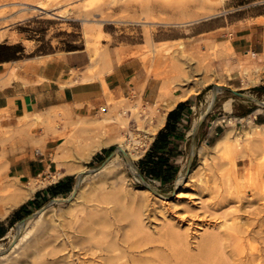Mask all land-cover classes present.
<instances>
[{"label":"rangeland","instance_id":"1","mask_svg":"<svg viewBox=\"0 0 264 264\" xmlns=\"http://www.w3.org/2000/svg\"><path fill=\"white\" fill-rule=\"evenodd\" d=\"M36 1L14 0L11 2H0V34L4 35L3 40L9 36L14 39L15 35L23 34L24 38L29 40L41 41L42 45L40 48L45 52L51 49L50 42L52 45H55L56 38L58 37L81 38L85 41L87 49L91 51L94 48L96 49L95 57H97L92 62V70L95 73L92 80H94L101 77L103 72V57L108 49V45L102 46V41L106 40L108 44L112 41L107 36L101 38L99 41L96 40V31L99 28L102 29L104 25L105 30L116 31L117 34L113 42L124 41L142 44L139 46V49H141L140 53L142 54H140V57L143 62L151 64V68L154 67L153 72L159 75L160 79H168L172 82V85H174V81L179 84L174 85L176 86L175 90H181L182 88L190 89L191 87L193 89L199 88V94L195 97V106L190 121L197 119L200 114L205 112L211 96L210 92L215 86L226 85L227 79L230 81V84L234 85H237V81H242L244 89L235 92H241L260 102H264V93L256 94L250 92L253 89V85H259L260 82L264 81V66H261L259 69L256 68L257 70L254 68L255 70L253 71L243 66L246 71L245 73L236 63L234 71L225 70V78L215 70L212 60L218 61L234 56L230 47L227 48L229 52H226L220 49V47L214 46L209 50L208 56H205L204 59L206 60L203 61V64L193 54L185 52L184 47L180 48L181 42L158 43L163 33H169L170 24H165L164 22H185V24H192L213 16L223 7L237 9V6H242L243 4L249 5L256 0H53L51 2V10L49 9L45 14H42L41 10L35 8ZM229 2L230 5L226 6ZM208 14V17L200 18ZM192 15H197V19L191 21L192 19L189 16ZM187 16L188 18H186ZM84 18L89 19L91 22L84 21ZM96 19H103L105 21L102 25H99L95 22L93 23V20ZM66 22L69 25H66ZM59 24L62 25L60 26ZM66 31H73L74 33L68 34ZM172 35L178 36V32H174ZM251 54L247 53L248 56ZM191 57H194V59ZM236 59L239 61L240 58ZM182 81L184 83H180ZM231 89L234 90L233 87ZM228 98L236 99L235 103L239 105V108L230 113L225 122H221L222 116L220 113H223L221 110L222 104ZM124 99L128 100L131 104L135 103L131 98ZM239 100L240 98L236 96L217 91L214 105L202 122L194 143H191V138L188 136L186 143L180 144L179 156L176 158L179 170L173 181L165 185H161L158 181L139 172L138 161L143 157V152L149 149L150 138L147 139L146 145L141 149L142 153L140 156L133 161L135 170H130L125 165L122 155L118 153L120 157L119 165L111 168L112 171L105 169L106 171L103 170L98 173L94 171L95 175L79 174L80 172L77 169L86 172L99 168L120 145L119 140H112L109 144L112 146V149L102 160H94L91 157L83 161L79 158L78 150L81 146L90 144L95 138L108 133V129L106 128L107 123L97 128H95L97 125L92 124L94 119L100 118L102 114H100L99 108L93 115L87 117L76 116L69 110L56 108L49 115L44 117L41 115L39 124L34 125L24 124L26 120V114H24L19 118L17 124L22 128H26L28 133L33 136H36L38 128H41L44 135L47 131H55L57 129V132L54 134V138H58L54 156L56 171L60 165L72 166V168L74 167V171L72 173L64 172V174L73 176V186L78 180L82 183L79 182L78 192L72 201H65L69 198L71 190L66 196L44 200L29 215L21 217L16 222L14 220V224L8 228L5 238L0 240L1 251L8 250V255L4 259H0V264H35L40 261L46 264L47 262L48 264H53L54 254V258L52 254H49L45 255L44 260L38 259L31 252L34 250L33 247L36 244H42L49 251L54 244L57 229L64 235L68 234L67 236L71 238L75 236L74 234L79 235L77 231L80 230V227L84 223L93 226V223L99 224L104 219L105 221L107 220V223L104 221L102 224L100 223V228H97L98 224L94 225L93 228L96 227V231L104 228L103 234L106 233V235H102V233L99 235L98 230L95 240L99 241V244L97 245V243L92 242L91 245L104 248L107 240L111 237L109 241L115 242L114 244L118 243V247L121 246L120 250L124 251L126 248L122 244L124 240L123 234L130 232L131 229L127 225L129 223V216L138 209L142 212L145 235L148 237L150 243L148 246L146 245V248H143L144 251L134 252L133 255L137 259L140 256V259L144 258V256L146 257L148 254L147 257H150V261L151 259L152 261L146 264L164 263H162V258L171 253L169 242L172 237L170 234H173L175 231L181 234L183 242L178 247L177 245L179 244H177L176 248L189 255H196L198 253L200 250L199 246H201L202 241L208 235L216 233L224 235L227 233V229L232 228V226L240 227L241 229L246 228L249 231L252 230L254 234L261 231L257 235L259 237L257 245H260L259 250L264 253V250H262L264 249L262 247L264 246V239H262L264 238V224L258 226V220H264V211H261L264 200H261L259 196H254L249 189L242 191L241 194L235 193L234 184L235 170L241 178L253 176L252 178L254 179L262 177V180H264V144L256 141L250 144L249 138L252 136L248 135V133L254 131L255 125L260 124V121H264L258 119V115H264V108L252 101L242 104L238 102ZM117 102L120 103V99H114L113 102H110L113 104L109 107H119L120 104ZM106 104L107 100L105 105L101 107L106 106ZM245 107H249L251 110L249 114L243 116L242 113L246 109ZM155 108L156 105L151 108L149 105L138 102V109L142 112L141 126L144 123V129L149 128L152 111ZM257 109L261 111L257 112ZM256 115L257 119L254 118ZM80 118L90 122L88 128H92V131L88 128L89 131L83 130L84 128L82 127L84 125L79 124ZM128 118L129 129L137 133L140 138L145 137L146 134H144L143 130L139 129L138 125L140 122L130 115ZM215 124H221L222 132H219V135L214 137L215 139H211L209 140L210 143H207L204 141L203 136L208 131V128ZM261 125H264V123H261ZM229 129L231 130L232 139L238 137V142L240 143V151L233 165L231 163L232 160L231 162L228 160L233 155L229 149L226 152L230 151V153H225L224 151L217 153L214 149H211V146ZM5 136L10 137V134H6ZM56 158H59L60 161L57 162ZM203 160L205 161L204 164ZM1 166L2 161L0 160V168ZM1 175L2 173L0 172ZM179 176H182V179L178 185V181L176 180ZM41 177L45 178L46 175H42ZM144 183L154 187L155 190H150V193H148L145 191ZM102 184L104 185L101 186ZM153 192L162 196V198L155 197ZM101 196L102 198H100ZM105 196L108 200H106ZM55 199L63 201L55 202ZM111 199L112 203L110 202ZM107 202L110 203L108 204ZM47 204L49 206L39 222L34 227L27 225L26 219ZM101 210L105 212L103 211V213ZM10 213L3 219H0V221L5 220L9 215L11 217ZM94 217L96 220H94ZM97 217L99 218L97 219ZM103 223L109 226L107 225V227ZM18 224H21L19 238L23 236L25 238L22 239L15 249L11 248V244ZM121 238L123 239L121 240ZM250 241L249 245L253 243L252 240ZM96 246L92 248L98 250ZM146 249L149 251H146ZM75 250L77 251V249H73V251ZM44 252L45 254L47 253L46 249ZM62 253L58 255H61L62 259H64V264H68L70 259H65L66 254L64 253L63 255ZM140 253H144V255H140ZM83 254L85 255H74L73 257L76 256V258H71V260L77 263V258L82 259L83 256L86 261H88L87 257L91 259V256L87 252ZM25 255L29 256L26 257ZM157 258L159 259L157 261L160 263L156 261Z\"/></svg>","mask_w":264,"mask_h":264},{"label":"crops","instance_id":"2","mask_svg":"<svg viewBox=\"0 0 264 264\" xmlns=\"http://www.w3.org/2000/svg\"><path fill=\"white\" fill-rule=\"evenodd\" d=\"M11 1L14 0H0V2ZM227 5H230V2ZM237 7V9L223 7L213 16L192 24L169 25V33H163L158 43L181 42L185 52L194 56L198 55L197 53L208 56L209 50L214 46L226 52H229L227 48L230 47L234 56L218 61L212 60L215 70L225 78V70L234 71L237 63V66L245 71L246 67L240 66L236 58H244L247 53L264 57V0H256L249 5L243 4ZM65 24L69 25L67 22ZM102 30L112 41L109 44L106 40L102 41V46L108 45V49L106 62L103 59L102 63L101 77L82 83L80 77L74 78L72 79L74 85L67 84L72 73L85 74L91 64V50L86 48L83 39L69 36L58 37L55 45L50 42L51 49L45 52L40 48L41 41L29 40L24 38L23 34L15 35L14 39L9 36L0 42V160L2 161L0 172L4 176L17 179L20 184L26 185L30 179L42 175L48 177L49 174L56 172L54 156L58 138H54V134L57 129L47 131L44 135L41 128H38L36 136H33L26 128L17 124L24 114L35 113L44 117L56 108H63L76 116H91L98 108L105 105L108 93L115 100L131 98L134 102L144 103L151 108L155 105L160 106L164 120L152 136L150 146L158 132L164 130L168 123L170 151L175 154L170 161L178 167L176 158L179 156L180 144L186 143L188 136L191 138V143H194L202 125L201 123L195 132L192 131V134H189L195 120L190 121L195 106L194 101L199 92L191 93L184 99H177L169 106L167 99L160 96L163 79L153 72L154 67L151 68V64L144 63L140 57L142 53L139 46L142 44L124 41L115 43L113 40L117 34L116 31H107L104 25ZM174 32H178V36L172 35ZM122 48L136 51L138 55L132 59H126L125 55H121ZM124 58L126 60H123ZM170 79L173 80L172 77ZM237 82V85L230 84L227 79V84L220 86L218 91L236 96L233 91L244 89L242 81ZM174 85L179 84L174 81ZM252 88L250 91L252 93H264V81L259 85H253ZM180 93L181 90H175L172 96L176 98ZM238 98H240L238 102L242 104L250 102V100ZM235 100L228 98L223 102L221 109L223 113H220L221 122H225L229 114L239 108ZM245 108L243 116L249 114L251 110L249 107ZM173 111L175 115H172L168 121V114ZM258 116V119L264 120V115ZM254 118L257 119V115ZM261 123L264 121H260ZM172 126L175 127L173 132H171ZM219 132H222L221 124L211 125L203 136L204 141L210 143L209 140L215 139ZM6 134H10V137H6ZM111 149L110 145L103 147L92 155V158L102 160ZM149 149L143 152V157ZM163 157L168 158L169 153L164 154ZM67 177L73 176L63 174L56 181L37 188L24 203L11 210V213L9 212L11 217L9 215L5 220L0 221V228L6 231L0 234V240L5 238L11 221L16 219L13 216L17 211L23 208L19 216H27L28 212L31 213L32 210L37 209L44 200L51 198V187L65 183Z\"/></svg>","mask_w":264,"mask_h":264},{"label":"bare ground","instance_id":"3","mask_svg":"<svg viewBox=\"0 0 264 264\" xmlns=\"http://www.w3.org/2000/svg\"><path fill=\"white\" fill-rule=\"evenodd\" d=\"M52 1L53 0H37L35 8L41 10L42 14H45V13H47V11L52 6L51 5ZM209 14L207 16L205 15V16L200 17V18H206L209 16ZM186 18H188V16ZM189 18L192 19L191 21L196 20L197 15L189 16ZM182 19H184V18H182ZM84 21L91 22L89 19H86V18H84ZM104 21L105 20H103V19H96V20H93V23L95 22L99 25H102ZM164 23L170 24V25H183V24H185V22H178V23H166V22H164ZM164 23H162V24H164ZM96 32H97L96 33V40L97 41H99L101 38L106 36L101 28H99L98 31H96ZM3 38H4V35L0 34V42L3 40ZM87 41H88V39H87ZM179 47L183 48L182 45H180ZM120 51H121V55L122 56L125 55L126 59H128V58L132 59L138 55V52L129 50L127 48H124V49L122 48ZM197 52H199V51H197ZM97 54H98V52H97ZM197 54L198 55H195V57L198 58V60H200L203 63V61L206 60V59H204L205 56L201 53L200 54L197 53ZM95 55H96V49L94 48L91 51V60H90L91 64H89L90 66L86 69L87 70L86 73L85 74L82 73L83 75L73 73L71 75V78L67 81L68 85H72L74 83L72 80L74 78L77 79L80 77L79 79L81 80V83L91 81L93 79L92 77L95 75V73L92 70V68H93L92 62L95 61V58L97 57V56L95 57ZM103 58L105 59V62H106V59H107L106 53L104 54ZM126 59L124 58L123 60H126ZM192 59H194V57ZM109 61H110V59H109ZM239 64H240V66H244L246 68H249L251 71H253L256 68H258L259 66H261V64H264V57L255 55L253 53L250 56H248L246 54L244 56V58L239 59ZM76 82L77 81H75V83ZM161 83H162L161 84L162 86L160 88V96H161V98L167 99V101L169 102V106H171L170 105L171 102H174L177 99H184L189 94H191L193 92H195V93L198 92V89H199L197 87H196V89H193L192 87L190 89H184L183 88V89H181L180 95L178 97L174 98L172 96V92L175 91L176 86L172 85V82H170V80H168V79L163 80V82H161ZM217 91H218L217 86H215L213 88V90L210 92L211 96H210V99L208 102L207 111L205 110L206 113L204 112V113L200 114V116L193 121L191 129L189 131V134H191L192 131L195 132V130L199 127L200 123L203 121L205 115H207V113L211 110V108L214 104L215 95H216ZM106 98H107L106 106L99 108L100 114L102 113L100 118H98L96 120L94 119L92 124L97 125V126H95V128H97L98 126H103L104 124L106 125V123H107L106 128L108 129V133L106 135L95 138L92 141V143H90V144H85V145L81 146L78 150L79 151V158L83 161L90 159L92 157V155H94L99 149L108 146L112 142V140L113 141L119 140V142H120L119 148H116L110 154V156L99 166V168L94 169V170H88L86 172L83 170L77 169L80 172L79 174L85 173V174L93 175L94 171H96L98 173V172H101L105 169H108V170L110 169V171H112L111 168H113V167L115 168V166L119 165L120 157L118 156V153H120L122 155V157L124 158L125 165H127V167L130 170H132V171L135 170L134 169L135 167L133 166V161L135 159H137L140 156V154L142 153L141 149L146 145L145 143H146L147 139H149V138L151 139V137L155 134L158 126H160L159 124L163 123L162 120H164V119H163L162 113L160 112L161 111V109L159 108L160 106H158V105H156V108L153 109V111H152V118L150 119L149 128L144 129L143 128L144 123L141 126V124H142L141 123L142 112L138 109V102L131 104L128 102V100L121 98L120 103L117 102L120 104V105L118 104L119 107L118 106L117 107L112 106V108H110L109 106L111 104H113L110 102H113L114 98H112L109 93L106 94ZM253 100L256 104H259L262 108H264V102H260L256 99H253ZM154 110H155V112H154ZM256 111L260 112L261 110L257 109ZM129 115L131 117H133L136 121L140 122L138 126H139V129L143 130L144 134H146L145 137L140 138V136L137 133L132 132L129 129V118H128ZM96 116H97V114H96ZM40 118H41V114H35V113L26 114V117H25L26 120L24 121V124L25 125L39 124ZM199 118H201L200 121H198ZM138 122H136V123L138 124ZM249 122H251V121H249ZM89 123L90 122H88L87 120H82L81 118L79 119V124L84 125V127H82V128H84L83 130L90 129V128H88ZM253 129H254V131H252V133H248L249 136H252L251 138H249L250 144L255 142V141L258 143L264 144V125L257 124L254 126ZM120 130H122V132H120ZM123 131H125V132H123ZM253 139H256V140L253 141ZM238 140H239L238 137L232 139L231 130L229 129L226 132H224L222 134V136L211 146V149H214L217 153L223 152V151L225 153H230V151H231L233 155H232V158L231 159L229 158L228 160H230V162L232 160L231 163L233 165V163L235 164V158L237 157V154L240 151V143L238 142ZM227 149H229L230 151L226 152ZM204 160H205V158H204ZM204 160H203V164L205 162ZM56 161L59 162L60 161L59 158H56ZM73 171H74V167L72 168V166L60 165V167H58V170L55 173L49 174L48 177H45V178L39 176L38 178L30 179L26 185L20 184L17 179L11 180L6 176L4 177L2 174L0 176V219H3L4 217H6V215L11 210L17 208L22 203H24V201L27 200L35 192V190L37 188L45 186L46 183L56 181V179L58 177L62 176L64 174V172L72 173ZM247 175H251V174H247ZM249 177L250 178H248V177L241 178L240 176H238V173L236 172V170L234 171V179H235L234 184H235V189H236L235 193L241 194L242 191L249 189V191L252 192L254 194V196H259V198H261V200H264V180H262V177H260V178L257 177V179L252 178L253 176L252 177L249 176ZM181 179H182V176H179L178 179L176 180V181H178L177 182L178 185L180 184ZM82 181H83V179H82ZM79 182H80V180H78V182L73 186V189H72V192H71L69 198L65 201L70 202L74 199V197L76 196V194L78 192ZM80 183H82V182H80ZM103 185L104 184H102L101 186H103ZM143 186L145 188V191H147L148 193H150V190H155V188L150 186L149 184L144 183ZM98 187H100V186L98 185ZM102 189H103V187H102ZM148 193H146V194H148ZM153 194L155 197L162 198V196L157 195L155 192H153ZM102 195L104 196V194H102ZM106 196H105V198H106ZM100 198H102V196ZM103 200H105V199H103ZM106 200H108V199L106 198ZM54 201L59 202V201H63V200H60V199L56 200L55 199ZM100 201H101V199H100ZM111 201H112V199L110 200V202ZM102 202H104V201H102ZM110 202H107V203L109 204ZM48 206H49V204L45 205L44 207L39 209L35 214L29 216L26 219L27 225H31L34 227L39 222L40 218L42 217V215L44 214V212L46 211ZM98 206H99V204H98ZM100 208H101V206H100ZM104 208H105V205H104ZM261 209H262L261 211H264V205H262ZM105 210H106V208H105ZM95 215H97V214H95ZM91 216H90V218H91ZM87 217H89V216L87 215ZM98 218L99 217H97V219ZM87 219H89V218H87ZM102 219H104V218L102 217ZM94 220H96V218ZM89 221H88V223H89ZM104 221H105V219L102 222H104ZM94 222H96V221H94ZM102 222H100V223L102 224ZM105 222L107 223V220ZM261 222H264V220H261V221L258 220V223H259L258 226H261L262 224H264ZM100 223L99 224L97 223L98 224L97 228H100L99 227V225H101ZM106 223H103V225L104 224L106 225ZM97 224L93 223V226H92L90 224L86 225V223H84L83 226L80 227V230L77 231V234H79V235H76L73 233L75 236H73L71 238L69 236H67L68 234L64 235L63 233H61V231L59 229H57L55 237H54V244L52 246V249L50 248V250L48 251V248L46 246H44L42 244L41 245L36 244L33 247L34 250L31 252L33 254H35L36 258L43 259V260H44L45 255H49V254L53 255L54 254L55 258L53 255V258H54L53 264H64L65 263L64 259H62L61 255H58V254H61L63 251L66 254L65 259H70L68 264H146V263L152 261V259L150 261V257H147L148 256L147 253H146L147 254L146 257L144 256V258H140V259H139L140 256L139 257L137 256L138 257V259H137L133 255L134 252L144 251L143 248H146V245L148 246V244L150 243L148 237L145 235L146 234L145 230H144L145 225L143 224L141 210L138 209V210H136V212L131 214V216H129V223L127 225L130 227L131 230L129 233L124 231L125 232L123 234L124 240L122 243L123 246L126 248V250H124V251L120 250L121 246L118 247V243L114 244L115 242L112 243L111 241H109L111 237L109 238V240H107L104 248L103 247L101 248L100 246L97 247L96 245H91L92 242L97 243V245L99 244L98 243L99 241L95 240V238L97 237L99 229L96 231L97 228L96 227H95L96 229L93 228L94 225L96 226ZM20 227H21V224H18L16 226V233L13 237L11 248L16 249V247H18V245L20 244L22 239L25 238V236L19 238L20 237V235H19ZM60 227H62V226H60ZM119 229H121V228H119ZM227 230L228 231L226 234L222 233L224 235H221L218 233L208 235L202 241L201 246H199L200 250L198 251V253L196 255H189L187 253L180 251L179 248L177 249L176 245L179 244V245H177V247H178V246H180L181 243H183L182 238H181V234H179L178 231H175L173 234L171 233L170 235L172 238L169 242V246L171 248V253L168 254L166 257L162 258L163 259L162 263L163 262H164L163 264H262V263H264V260H262V258H264V253H262L261 250H259L260 245L259 246L257 245L259 243L258 242L259 237L257 235L259 233H261V231H259V233L256 232L254 234L252 232V230L249 231V230H246V228L241 229L240 227H235V226H232V228H228ZM94 231H96V232H94ZM103 232H104V228H102V230H99V235H100V233H102V235H106V233L103 234ZM99 235H98V237H99ZM123 238H121V240ZM262 239H264V238H262ZM250 240H252L253 245L252 244L249 245V243L251 242ZM93 246L94 247L96 246V248L98 250H96V249L94 250L92 248ZM262 247H264V246H262ZM45 249L47 252L46 254L44 252ZM73 249H77V251L76 250L73 251ZM147 250L148 249H146V251ZM262 250H264V249H262ZM85 252H87L88 255L91 256V259H88L89 257H87V255H86L88 261H86V259L83 258L84 256L82 257V259L77 258V261H78L77 263H75V262H73V260H71V258L72 259L76 258V256L73 257L74 255H80V254L85 255V254H83ZM7 253H8V250L1 251V249H0V259H4L8 255ZM64 253H62V254L64 255ZM144 253L143 254L140 253V255H144ZM56 255H58V256L56 257ZM25 256L28 257L29 255H25ZM149 256H150V254H149ZM157 260L159 261L158 258L156 259V261ZM158 263H160V262H158ZM35 264H46V263L40 261V262H36ZM47 264H48V262H47Z\"/></svg>","mask_w":264,"mask_h":264},{"label":"trees","instance_id":"4","mask_svg":"<svg viewBox=\"0 0 264 264\" xmlns=\"http://www.w3.org/2000/svg\"><path fill=\"white\" fill-rule=\"evenodd\" d=\"M179 107L180 105L178 106V108ZM172 115H175V111L168 114V121ZM168 129L169 126L167 123L164 127V130L158 132L154 142L152 143L150 149L147 151L144 157L138 161L140 174L158 181L161 185L171 183L179 170V168L172 161H170V158H174L175 154L170 151L171 149L168 141ZM173 131H175V127L172 126L171 132ZM166 153H169L168 158L163 157V155ZM72 186L73 177H67L65 183H60L50 188L51 198L66 196L71 192ZM22 211L23 208H21L14 214L13 217H16L15 222L21 219L19 214ZM29 214L30 213L28 212L27 215ZM13 224L14 220L11 221L10 226H12ZM4 232L6 231H4L3 228H0V234H3Z\"/></svg>","mask_w":264,"mask_h":264},{"label":"water","instance_id":"5","mask_svg":"<svg viewBox=\"0 0 264 264\" xmlns=\"http://www.w3.org/2000/svg\"><path fill=\"white\" fill-rule=\"evenodd\" d=\"M220 87H217V89H219ZM233 93H234V95H236V96H238V97H241V98H244V99H247V100H250V101H252V102H254V98H252V97H250V96H247V95H245V94H242V93H239V92H235V91H233ZM255 103V102H254ZM206 116V115H205ZM205 118V117H204ZM202 123V122H201ZM200 123V124H201ZM200 126V125H199Z\"/></svg>","mask_w":264,"mask_h":264}]
</instances>
